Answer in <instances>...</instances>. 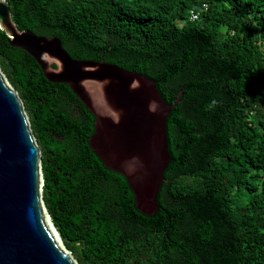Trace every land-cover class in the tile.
Returning a JSON list of instances; mask_svg holds the SVG:
<instances>
[{
    "label": "trees",
    "instance_id": "1",
    "mask_svg": "<svg viewBox=\"0 0 264 264\" xmlns=\"http://www.w3.org/2000/svg\"><path fill=\"white\" fill-rule=\"evenodd\" d=\"M7 1L19 29L59 38L73 58L144 74L170 105L180 93L166 118L160 207L145 214L91 149L93 115L0 29V67L42 151L44 201L78 262L264 264V0ZM57 124L72 129L55 147L66 134Z\"/></svg>",
    "mask_w": 264,
    "mask_h": 264
},
{
    "label": "water",
    "instance_id": "2",
    "mask_svg": "<svg viewBox=\"0 0 264 264\" xmlns=\"http://www.w3.org/2000/svg\"><path fill=\"white\" fill-rule=\"evenodd\" d=\"M0 29L28 53L51 83H65L94 117L91 149L125 177L139 211L152 214L170 162V109L156 83L118 65L75 59L59 38L19 29L0 0ZM41 148L18 91L0 67V264H80L55 226L43 197Z\"/></svg>",
    "mask_w": 264,
    "mask_h": 264
},
{
    "label": "flooded vegetation",
    "instance_id": "3",
    "mask_svg": "<svg viewBox=\"0 0 264 264\" xmlns=\"http://www.w3.org/2000/svg\"><path fill=\"white\" fill-rule=\"evenodd\" d=\"M58 102L62 106H64L75 119H77V121H78L77 124L82 123L80 128L87 129L90 126L89 117H87V115L82 112V109H81V106H80L79 102H77L76 100L71 99L70 96L67 93H64V92H61V94H59ZM92 124L94 126V117H93V123ZM55 127L57 129L64 130V132L66 133V134H64V133H62V134H54V138L57 140V142L65 140L68 143L71 140L70 139L71 136H70L69 133H71V129L72 128L69 125H66V124L65 125L57 124V125H55ZM59 144H60V142H58V144H56L55 147L59 146ZM63 152L65 153L66 149H63ZM51 155H52L54 161H56L55 152H52ZM75 159L79 160V161L84 160V158L77 159V157H75Z\"/></svg>",
    "mask_w": 264,
    "mask_h": 264
},
{
    "label": "built area",
    "instance_id": "4",
    "mask_svg": "<svg viewBox=\"0 0 264 264\" xmlns=\"http://www.w3.org/2000/svg\"><path fill=\"white\" fill-rule=\"evenodd\" d=\"M190 15H191V19H197V17L199 16V11L192 9L190 11Z\"/></svg>",
    "mask_w": 264,
    "mask_h": 264
}]
</instances>
